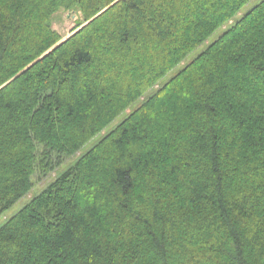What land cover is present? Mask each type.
I'll return each mask as SVG.
<instances>
[{"label":"trees","instance_id":"16d2710c","mask_svg":"<svg viewBox=\"0 0 264 264\" xmlns=\"http://www.w3.org/2000/svg\"><path fill=\"white\" fill-rule=\"evenodd\" d=\"M249 1L0 0V215L225 26L0 226V264H264ZM59 9L79 13L62 42Z\"/></svg>","mask_w":264,"mask_h":264},{"label":"rangeland","instance_id":"374dc122","mask_svg":"<svg viewBox=\"0 0 264 264\" xmlns=\"http://www.w3.org/2000/svg\"><path fill=\"white\" fill-rule=\"evenodd\" d=\"M261 0H250L248 3H246L240 11L235 16V19L240 18L243 14H245L247 11H249L251 8H253L256 4H258ZM79 13L77 11L73 10H64L59 9L57 12H55L51 18V26L52 28L57 31L62 38L68 37L72 31L74 32L76 28V22L78 18ZM232 21H229V24H231ZM222 28L217 29L214 31L205 42L198 45L195 49H193L190 53L187 54V56L183 59L182 62H180L178 65H176L173 69H171L169 72L165 74V76L160 79L157 83V85L154 88L149 89L143 97H141L139 100L135 101L129 109L126 111L120 113L112 122H110L101 132H99L97 135H95L93 138H91L88 142H86L79 150L78 152L74 153L73 155L65 158L63 162L56 167V169L52 172L46 175L44 178H39L37 175L34 176V184L30 191L25 194L22 198L17 200L13 205H11L4 213L0 215V226L13 214H15L18 210H20L25 204H27L31 198H33L35 195L39 194L43 189H45L57 176L62 174L67 168H69L72 164L75 163V161L87 152L89 149H91L101 138L105 133H108L113 128H115L127 115L130 111L137 108L141 102L144 100V98H147L149 95H151L155 89H157L160 85L167 82L170 78H172L182 67L184 64L190 62L192 59H194L199 53H201L208 43L214 41L217 39L221 33L223 32Z\"/></svg>","mask_w":264,"mask_h":264},{"label":"water","instance_id":"95a60500","mask_svg":"<svg viewBox=\"0 0 264 264\" xmlns=\"http://www.w3.org/2000/svg\"><path fill=\"white\" fill-rule=\"evenodd\" d=\"M54 48V47H53Z\"/></svg>","mask_w":264,"mask_h":264}]
</instances>
